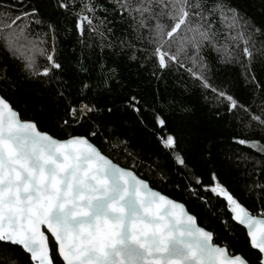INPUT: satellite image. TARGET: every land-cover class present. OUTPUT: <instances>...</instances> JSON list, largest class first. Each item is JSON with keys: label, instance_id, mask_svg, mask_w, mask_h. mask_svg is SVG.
Listing matches in <instances>:
<instances>
[{"label": "snow or ice", "instance_id": "6c2138e0", "mask_svg": "<svg viewBox=\"0 0 264 264\" xmlns=\"http://www.w3.org/2000/svg\"><path fill=\"white\" fill-rule=\"evenodd\" d=\"M249 7L247 0H0V81L11 83L7 61H15L28 78L53 85L60 130L42 131L35 115L22 118L9 88L0 87V264H19L20 249L31 264H56L44 229L63 264H264V14ZM63 21L81 48L79 72H89L83 53L99 50L95 81L57 75L66 67L57 50ZM105 52L137 63L150 101L118 65L108 66ZM215 66L239 69L245 99L216 81ZM169 75L227 116L231 142L249 149L235 158L250 181L245 194L255 192L262 204L258 214L215 172L205 185L247 230V250L216 243L214 231L166 194L159 160L146 163L110 126L119 98L142 127L167 128L166 113L178 105L168 98ZM157 139L171 161L167 171L182 177L171 183L198 195L193 185L203 180L188 168L179 134Z\"/></svg>", "mask_w": 264, "mask_h": 264}, {"label": "trees", "instance_id": "16d2710c", "mask_svg": "<svg viewBox=\"0 0 264 264\" xmlns=\"http://www.w3.org/2000/svg\"><path fill=\"white\" fill-rule=\"evenodd\" d=\"M249 11L257 18L264 14V4L262 0H247ZM71 23L61 22L57 32V50L61 62L65 64V71L57 73L66 80L88 81L91 77L95 81L98 71L99 50L94 52L85 51L84 66L89 72L82 73L77 69V61L81 56V48L76 41L74 31H69ZM104 59L109 67L119 66L121 77L132 88L139 86L143 89L141 93L144 100H151V89L144 87L145 76L139 71L137 63L128 61L125 56L116 57L110 53H104ZM43 63V61H41ZM5 60L0 55V69L4 67ZM8 75L10 81H0V87H8L12 93L10 102L21 114L22 118L27 119L37 116L40 121L42 131L52 130L59 133V128L55 124L54 118L57 115L55 104L54 86L49 85L44 79H31L21 72V66L15 61H7ZM215 79L218 83H228L230 90L242 100L246 98V91L243 81L239 77V69L233 67L215 66L213 68ZM167 91L169 99L175 97L178 101L177 107L171 112L166 113L168 127L153 133L149 129L142 127L138 123V118L131 112L122 110L121 100L116 98L113 114L108 117L110 126L113 127L122 139H127L130 150L140 154L146 163L159 160L160 166L165 169L168 181L163 183L166 194H171L172 198L185 203L189 212L198 216L201 226L210 231H214L218 244H227L229 251L240 252L247 250V235L245 230L233 222L227 210V205L223 197L213 194L210 190L205 191V185H211V174L215 172L226 188L249 209L253 214H258L262 204L256 199V193L246 195L245 184L247 174L237 170L235 153L248 152L244 146L236 145L231 142L234 129L230 126L227 116H217L213 106L205 103L199 92H183L174 81L179 77L167 76ZM161 87L164 82L161 81ZM91 95V93H89ZM61 108L63 104L61 102ZM223 112V109H221ZM164 133H178L180 138V148L184 151L188 168L200 176L203 184L196 187L197 194L193 196L188 193L183 186L177 191L171 182L177 177L175 172H168L171 164L165 150L160 146L157 136ZM57 138H65L58 135ZM95 142V141H94ZM115 155V153H113ZM259 158V157H257ZM240 165V168H243ZM144 171V169H141ZM258 177H253L256 179ZM159 181H153L154 185H159ZM199 197H204L201 201ZM51 254L56 260V264H63L59 258L53 239L49 236ZM17 257L19 264H31L30 258L24 254L22 249Z\"/></svg>", "mask_w": 264, "mask_h": 264}, {"label": "water", "instance_id": "95a60500", "mask_svg": "<svg viewBox=\"0 0 264 264\" xmlns=\"http://www.w3.org/2000/svg\"><path fill=\"white\" fill-rule=\"evenodd\" d=\"M226 202V201H225ZM226 205H227V202H226ZM188 210V209H187ZM227 210H228V206H227ZM228 212H229V214H230V216H231V212L228 210ZM232 219V218H231ZM233 222H235V221H233ZM236 224H238L237 222H235ZM239 225V224H238ZM239 226H241L244 230H245V232H246V235H247V230L242 226V225H239ZM44 231L46 232V235H48V236H50L51 237V234L50 233H47V230L46 229H44ZM52 238V237H51ZM53 239V241H54V238H52ZM54 243H55V241H54ZM57 254H58V251H57Z\"/></svg>", "mask_w": 264, "mask_h": 264}]
</instances>
